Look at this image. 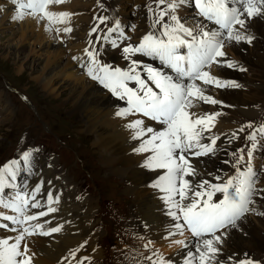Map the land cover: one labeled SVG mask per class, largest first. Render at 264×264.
Wrapping results in <instances>:
<instances>
[{
	"label": "snow or ice",
	"instance_id": "1",
	"mask_svg": "<svg viewBox=\"0 0 264 264\" xmlns=\"http://www.w3.org/2000/svg\"><path fill=\"white\" fill-rule=\"evenodd\" d=\"M14 8L13 20L23 19L25 15L39 18L46 17L51 23H56L57 18H64L69 15L66 12H52L49 5L63 3V0H10ZM157 10L148 7V11L157 16L152 27L161 24L159 35L154 31L146 33L138 44H128L123 47L125 59L131 55L140 53L144 56L153 57L167 68H170L176 75H168L163 68H155L152 65H143L146 79L141 77L137 66L141 64L138 60H132L128 69L111 67L101 64L96 59V53L85 49L89 62L83 67L85 74L94 81H98L113 96L127 101V107L118 110L117 117H125L130 114L141 113L153 121L164 125L161 131H154L150 127H142V120H132L126 127L134 131L133 139L150 134L143 140L140 147L135 149L137 152L151 150L152 155L146 161V166L150 168L166 169L160 182L153 187L161 188L167 195L165 200L169 205V215L175 220H183V223H176L174 228L181 235L185 227L191 232L193 237L202 238L198 241L196 252L198 253L199 264H210L218 255L219 244L223 242L225 232L217 234L218 230H227L229 227H237L240 221L249 211H255L249 207L255 201L254 196L264 192L256 186L257 173L252 166L253 153L257 149L256 143L258 131L264 137V124L259 129H254L247 139L253 141L252 146L247 149L248 163L244 170L236 168V175L228 176L221 183H210L207 180L194 184L190 179L196 176L195 167L191 164L188 156H203L212 154L215 151L217 136L209 137L210 143H202V133L210 131L216 122V118L221 113L199 114L195 108L200 102L219 104L210 95H206L207 89L202 88L196 81L203 85L217 88L240 87L235 81H222L205 70L213 65L236 67V62L228 59L224 51L225 43L231 41L251 42L253 37L246 32H241V28L246 27L248 20L257 16H264V0H155ZM239 3L240 7L234 6ZM191 4L195 9V15L203 17L209 22H213L218 29L205 30L201 23L194 26H187L176 14V9L181 5ZM166 5L165 8H159ZM167 16L171 21L163 22ZM101 20L108 19L101 17ZM239 26V28L235 26ZM116 27H119L117 21ZM134 27V26H133ZM96 29H92L95 31ZM115 28L108 31L113 32ZM65 32L71 31L69 28ZM123 37V32L120 33ZM105 40L108 36L105 35ZM113 48L117 47V42H111ZM187 49L182 52L181 49ZM74 60L78 59L73 57ZM245 70V69H241ZM187 81L185 82V79ZM135 81L136 87H129L128 82ZM155 86L153 87L149 85ZM158 90V91H157ZM246 127H253L251 123ZM243 127L239 131H243ZM232 138H237V133H232ZM39 149H29L24 151L19 159H12L0 165V193H4L6 188L14 187L10 183L15 180L23 161V167H32L33 153ZM243 153L244 149H237ZM232 155H235L233 153ZM244 160L243 154L236 158V165ZM217 179H222L217 177ZM37 185L33 189V194L39 191ZM221 193L222 198L213 200L215 194ZM53 194L48 193L49 202L52 201ZM34 200V195L31 197ZM59 197H56L58 201ZM30 197L17 191L14 197L6 198L0 196V207L12 209L17 215H5L0 212V218L12 221L22 230L14 238V242H9L13 238L0 239V264H32V256L28 243L21 244L26 237L34 235L48 236L51 233L61 231V226L52 227L47 231L43 230L40 223L30 224L36 221L38 216L44 217L48 213L56 212L57 209L49 206L47 212L40 211L36 214H27ZM31 208L40 207L39 201H34ZM264 215V213H260ZM48 223L45 221V224ZM8 228L7 224L0 225ZM12 231H17L13 228ZM210 234L211 238H203ZM171 235V233H170ZM177 244L184 241L177 240ZM202 243V247H200ZM82 248L83 245H80ZM79 248L70 252L75 257ZM190 256L193 254H189ZM79 264V261L77 262ZM162 264V262H161ZM191 264V261H189ZM217 264H220L217 261ZM238 264H260L259 261L246 258Z\"/></svg>",
	"mask_w": 264,
	"mask_h": 264
},
{
	"label": "bare ground",
	"instance_id": "2",
	"mask_svg": "<svg viewBox=\"0 0 264 264\" xmlns=\"http://www.w3.org/2000/svg\"><path fill=\"white\" fill-rule=\"evenodd\" d=\"M138 1L139 0L132 2L133 8L138 3ZM114 6H116L115 8H117L115 11V18H117L121 16L122 10L126 5H117V3H114ZM235 6L240 7L239 3H237ZM180 8L183 9L184 12H190L187 16H184L188 18L185 21V24L187 26H194L196 23H201L204 25L205 30L218 29V26L210 24L204 20H200L193 11L187 8V4L180 6ZM62 9L63 8H61V10ZM65 12L69 13V11ZM0 13H2V17L0 18L1 29L9 27V25L13 22H19L17 28L12 32L18 35V40L14 44L16 49H18L19 47H25V45H27L30 54H32L33 52H38L39 54L41 52L46 55V60L42 62L41 68L32 69L33 72L31 73L34 76L33 80L36 82L38 81L42 90L50 95V97L60 98L64 95L62 100L64 104H67V107L72 113L71 115H76L78 121H81L79 122L80 125L83 122V125H85L86 127L83 128V131L86 135L89 133L90 135H92V145L100 154L99 157H101L103 164L106 165L107 168H109L113 173L123 176L128 182L129 186L127 188V192L132 196L133 199L132 209L135 223L139 222L141 225V219H143V226L148 230L149 235L151 237H158V241L162 244H165L164 246H161V248H159V251L160 253L165 254L166 259L171 260L175 264H189V261H191V264H193L195 260V252L193 251L194 244L192 239L196 237H193L186 227L183 230L182 235L176 231L174 225L178 222L183 223V220L181 219L180 221H177L174 217L168 214L170 210H177L169 208V205L165 200L167 194L161 188L153 187L154 184L160 182V177L165 174L166 169L150 168L146 166V161L152 155L151 150L146 152L135 151V149L140 147L142 141L147 139L150 134L145 133L144 137L133 139L132 137L134 135V131L126 127V125L130 121L137 119L143 121L142 127H150L154 131H161L164 125L147 121L141 113L130 114L125 117H117L115 115L118 110L127 107V101L121 100V102L119 103L118 101L112 99L107 95L106 92L99 88V86L88 80L85 75H83L78 65L83 58L81 56V52L83 51V49H85V46H83V44L87 43L88 39L84 37L81 38L80 32H77V34H80L79 37H76L77 42H74L70 45L67 44V49H69L70 51V55L67 57V60L64 62V64L60 63V65H58L57 60L58 58L65 56V49L62 48L60 43L52 36L51 31L43 18L38 19L37 17L25 15L24 17L26 19L24 20H13L12 16L14 15V8L3 0H0ZM262 17L263 16H257L253 19L248 20L246 23V27L250 30L246 29L245 27L241 28L240 31L246 32L247 34L253 36L257 39L256 42L264 45V17ZM82 18L83 17L81 16L77 17V19L83 21ZM71 23L72 18L69 13L67 17L57 18V22L54 23V25L57 24L59 27H65L70 25ZM235 27L239 28L238 25ZM117 29L121 28L118 27ZM142 33L143 32L137 33V37L139 38L133 40L136 42V44H138L140 42V39L143 37V35L141 36ZM80 40H82L83 44H79ZM30 41H32L33 44L38 43L39 48L36 49L34 46L32 47V44L29 43ZM105 42L107 43L106 45L108 47L112 46V41H109L107 39L105 40ZM6 49H8V46H6L5 48H0V52L3 53ZM246 50H248L247 43L226 41L224 51L227 55L225 58L220 59H228L234 61L231 57L228 56V53L234 55L237 59H242ZM104 52L106 56L111 55L113 58L116 57L109 51ZM72 54H76L74 56L78 59L71 60L70 58ZM19 56L20 53H17L16 57L19 58ZM96 59L98 60L99 56H96ZM14 63L18 68H21L22 64L19 63L18 59H16ZM116 63H118L119 65L122 64L118 59L116 60ZM237 68L238 67H236V69ZM207 69H209L211 72L217 73L220 78H238L234 76L232 71L233 68L218 66ZM213 69L216 70L213 71ZM62 84L64 85L63 88H61ZM200 86L207 89L206 95H210L217 101L221 102L219 104L213 105H204L200 102L195 108V111L199 114L207 112L221 113L217 117L218 120L217 122H215V126L210 131L204 132L205 136H212L219 133L220 131H225L230 126L231 121H229V118L223 113L230 112L231 114L232 111H235V108H240V106H235L231 102V98L234 92H231L226 88L221 90L202 85ZM63 90H66L65 94L61 93ZM245 104L247 106L240 108L239 111L256 113V111L254 110L255 108L249 107L250 103L245 102ZM233 122L237 123L236 121ZM212 161L213 158L206 157H204L203 159L198 158L195 160H190L197 173H200L204 168H207ZM45 169H43V172L47 176L61 174L56 172L54 164L53 167H51V165L49 164L46 165ZM61 176V184L63 188L71 194V198L68 197V199L63 200V198H60L59 196L60 200L56 201L55 199L50 206L56 208L57 211L51 212L50 216L55 215L54 221L51 220V222L53 223L52 225L54 227L61 226V229H63L64 231L61 230L60 232L53 233L52 236L44 238H37V235H39L37 234L31 237H26L25 241L21 242L22 245L25 242L28 243L30 254H34L32 256V264H57L59 260L66 259L65 257L69 254V250L71 248H74L76 245L81 244L86 236H89V243L95 239L93 232L89 230L90 217L88 213H90V208L88 207V200H78L75 197V194H72V190L75 188V186L71 185V183L67 181L65 175L63 176L61 174ZM260 179L264 180V177L260 176ZM9 180L11 181V178H9ZM16 180L17 177L11 182V184L19 185ZM49 192H51L54 196L56 190L54 189V192L50 190ZM70 199H77V201H79L81 206L80 212L81 215H83V217L80 216L82 217L81 219L74 218V216L71 215L72 213L69 212L68 206L64 205L66 204L65 201L69 202ZM30 201L34 202V200L32 199ZM259 202L261 203L262 200H259ZM252 207L253 209H255V212L252 211L250 213V217L249 215H245V220L244 218H242L241 220L244 223L249 224L250 228H252L253 230L257 229L258 227H264V220L262 219V216L260 214L263 213L264 210L262 209L261 205H257L256 208L254 206ZM12 211V209L0 207V212L4 213L5 215H10ZM39 220L40 217L38 216L36 221H30L29 223H39ZM78 221L82 222V226H86L85 232L80 233V229L79 232H77V229L74 228L76 227L75 224ZM132 222H134V220H132ZM2 224L8 225V221L0 218V225ZM15 225L16 224L13 223L11 225L12 227H10V225H8V228L0 227V239L11 237L13 239L9 242H14V238L19 233V231H12L13 227L15 228ZM136 225L137 229L139 230V225ZM68 230L71 232H69ZM225 231L226 235L222 238L223 242L218 245L220 251L215 257V261H221L224 257L234 258V254H258L256 252L254 253L253 249H250L242 244V241H240L241 236L237 237V235H235V238H233L232 240V246L230 247L229 242H231L230 238L233 232V227H229L227 230H218L217 234ZM190 236H192V238ZM185 237H187V239L184 240ZM205 238H211V235H209L208 237L206 236ZM177 240H182L184 241V243L171 249V245H174L175 241ZM63 242L71 243L69 244V247L67 249L57 250ZM226 249H230L231 251L225 252ZM93 252L96 253L97 251L93 249ZM190 253L193 255L190 256ZM141 263L143 262H140V264Z\"/></svg>",
	"mask_w": 264,
	"mask_h": 264
},
{
	"label": "rangeland",
	"instance_id": "3",
	"mask_svg": "<svg viewBox=\"0 0 264 264\" xmlns=\"http://www.w3.org/2000/svg\"><path fill=\"white\" fill-rule=\"evenodd\" d=\"M135 1L137 0H112L109 1L106 5H104L103 0H67L66 2L61 4L49 5V10L52 12L55 11L56 13H59V12L69 11L70 8L72 10L73 16L76 17L77 15H81V17H83L82 18L83 21L87 19L90 23L84 25L83 32L87 28L96 29L100 31L101 36L99 38V43L96 46L95 50L97 52H100L99 55L100 57H102L103 59H108L105 52H102V44L104 43L105 45L107 44L104 39V32H105L104 30H106L107 27L113 24L112 23L113 20L106 19V22L102 23L100 19L101 17H107L105 14L107 5L108 8L111 9L109 10L110 13L109 16L111 18H114V21L116 22L117 20H115V16H116L115 11L117 8H115L116 6H114V3H117V5L118 4L126 5L125 8L122 10L120 16L121 21L119 20L118 21L120 28L124 25H128L127 27H125V30L126 31L131 30L130 31L131 36H133L135 32L140 31L141 28L145 26L146 27L152 26L153 22L157 19V16L154 14L155 10H157V4L155 0H139L138 3L133 8L132 2ZM149 6H151L152 9L154 10L153 13H150L148 11ZM165 7L166 5L159 6V8H165ZM61 8L63 9L61 10ZM178 12H179L178 16L185 23V21L188 18L184 16H187L190 12L189 11L184 12L183 9H176V13ZM1 17H2V13H0V18ZM24 19L26 18L24 17L22 20ZM96 19H100L99 26H96L97 25L95 21ZM168 20H169L168 17L165 16L164 21H162V23L168 22ZM134 23L136 24V27ZM169 23H171V21ZM18 25L19 22L17 23L13 22L7 28H2V29L0 28V48H5L6 46H8V49H6L5 52L3 53L0 52V86H1L0 113H4L3 115L0 116V161L4 159V157H6L5 155H7V153L8 155L11 154L14 151V149L17 147V145L20 143L21 140H18L20 134L21 137H23V134L25 135L26 144H31V143L38 144L39 148H42V150L45 153H47V149L45 148L46 144L44 146L41 137L45 139H50V140H46L48 144L52 145L54 143L55 145H57L55 141L60 142L61 138H56L55 135L63 136V142H65L66 146L70 150V152H68L70 158L69 159L64 158L63 155H61V157L64 158L65 165H69L72 171L70 169L64 168L66 174L70 177V179L65 175V173H62V175L63 176L65 175L67 181H69L71 185L75 186V188L72 190V194L76 193L77 186L79 185V183H82L80 185V188H85L86 195L83 200H88V207L90 208V213H88L89 217L91 218L93 213V218L95 219L94 223L90 222V226H89V230L93 232L94 238H97L100 234L97 230L102 232V234L104 233V226L99 221V212L96 216L95 213L97 212V210L95 213L92 212V209L96 207L95 200L96 199L99 200L97 194L98 191L96 190V188H98L99 186L103 196H106L110 199L114 198L118 202L119 208L115 206V203L112 204L109 203L110 205L108 206V209L112 210V212H116L117 210H122L126 213V215L128 214L126 225L132 228L135 226V232H136L137 229L136 224L139 225V222L135 223V219L133 218V209H132L133 199L132 196L127 192V188L129 186L128 182L125 180L123 176L113 173L109 168H107L106 165L103 164L101 157H99L100 154L92 145L91 142V140H93V138L91 139L92 135H90V133L86 135L85 132L83 131L84 130L83 128H86L85 125H83V122L80 125L79 122L81 121H78L76 115L75 116L71 115L72 113L67 107V104H64L62 100L64 95L60 98L50 97V95H48L44 90H42V88L39 85V82L33 80L34 76L31 73L33 72L32 69L33 68L40 69L42 66V62L46 60V55L41 52L39 54L38 52H33L32 54H30L27 45H25V47H19L18 49H16L14 44L18 40V35L12 32L17 28ZM160 28H161V24H157L156 29L159 30ZM246 29L249 28L246 27ZM146 33L147 32H143L141 36L142 35L144 36ZM79 35L80 34L78 33L76 37H79ZM138 38L139 37H137V33H136L134 35L133 40ZM253 39L250 43L249 42L247 43L248 50L244 52L243 58L242 59L238 58L240 61L234 55L228 53V56L231 57L236 62V67L243 66L242 69H245V70H241L240 68L236 69V67H233L232 69L233 74L238 78L233 79L232 77H230V79L228 80L235 81L240 85V87L226 88L229 89L231 92L235 93V94L233 93L231 102L235 106H240V108L246 105L245 102L254 104L256 103V101L264 100V47H263L264 45L263 44L261 45L258 42H256L257 41L256 38L253 37ZM91 42L92 40L90 39L87 44H90ZM29 43L32 44L31 45L32 47L34 46L36 49L39 48L38 43L33 44L32 41H30ZM128 44H133L131 38H127V37L122 38L119 36V39L117 41V47L113 48L112 46H110L109 48L104 49V51H108L109 49L111 50V52L119 56V58L122 61H125L126 63H131V61L135 59V56L131 55L129 59H125L123 53V47H125ZM66 46H68L67 43ZM17 53H20L19 58L16 57ZM74 55L76 54H72L71 57H73ZM15 57L16 59H18L19 63L22 64L21 68H18L17 65L14 63V61L16 60ZM67 57L68 56L65 53V56L58 58L57 64L58 65H60V63L64 64V62L67 60ZM7 81H9L11 85H14L15 89L24 92L29 98L32 99L33 103L35 104V107L38 110V114L40 116L39 118L35 113V110H31V108L26 106L24 103H21V101H19L17 98L14 97L13 95L14 93L12 92V90H10L11 89L10 87L12 86L8 85ZM63 86L64 85L62 84L61 88H63ZM5 87L7 88V90L5 89ZM223 89L224 88H222L221 90ZM102 90H104V92H106L108 96L112 95L104 87ZM61 93L65 94L66 90H63ZM240 108H235L236 112L232 111L231 114L230 112L223 114H225L229 118V121L232 122L233 121L238 122V120H242V119L244 120L245 118H249L251 115L255 114V113H249L247 111H239ZM254 110L256 111V109ZM41 120L43 121V123L41 122ZM45 126L49 127L50 132H46L48 131V128ZM50 145H48L49 148H51ZM262 148L263 149L261 151V154L257 156V162H255L256 163L255 168L260 169L262 167V170L258 171V176L264 177V145L262 146ZM5 151L7 152L4 153ZM204 156L205 155H203V157ZM215 159L217 160V158ZM52 163L54 164L55 167L56 161H52ZM210 164L208 165V167L210 166ZM38 168H39L38 165H35V169L37 170ZM31 169L32 168H30L29 171H31ZM88 170L92 174L93 177L92 180L95 184L94 185L90 181L92 188L96 190V192H93L92 188L90 190V193L93 195L95 200L92 199L91 195L88 194V190H87L88 187H90V185L87 183L88 181L85 179V178L88 179V177L85 174L86 171L88 172ZM56 172L61 173V171L59 170H56ZM82 179H85L87 182L82 181ZM34 180H35V174H30L29 182L32 183ZM12 181L13 180H11L10 183ZM16 181L19 185L21 184L19 178H17ZM73 181L79 183H74ZM55 190L56 192L54 193L55 195L53 196V201L56 199V197L59 196L60 198L62 197L61 195H58L57 189ZM63 190L65 191V196L62 197L63 200L68 199V197L71 198V194L66 189L63 188ZM51 191L54 192V189H51ZM60 198L58 200H60ZM261 200L262 202L261 203L258 202L257 205L258 206L261 205L262 209H264V196L263 199ZM65 202L66 204L64 205L68 206L69 208L68 210L69 212L72 213L70 214L73 215L74 218L81 219L83 217V215H81L80 212L81 206L79 201H77V199H70L69 202L67 201ZM13 213L15 212L12 211L10 214ZM261 216L262 219L264 220V216L263 215ZM54 217L55 215L50 216V219L54 221ZM243 218L245 220V216ZM132 220H134V222H132ZM141 220L143 221V219ZM81 224L82 222L78 221L75 224L76 227L74 228L80 229V233H83L86 231V226L83 225L84 226L83 227ZM123 224L124 221L121 222L120 226H123ZM93 227L96 229H93ZM209 235L210 234H206L203 238H205L206 236L208 237ZM235 235H237V237L241 236L240 238L241 240L240 239L239 240L242 241V244L250 249H253L254 253L255 252L261 253L264 251V227H258L257 229L253 230L252 228H250L249 224L244 223L242 220H240L237 222V227L233 228V232L230 238L231 242H229L230 247L232 246V240L233 238H235ZM129 237L134 238L133 235H130ZM185 239H187V237H185L184 240ZM92 242L89 243V246H91ZM130 242L132 244H129ZM130 242H123L121 240H117L114 242V244H112V248L110 251L111 254L115 252L123 253L117 264H130V262L132 264L133 259L136 258V256H138L139 254L142 255L143 254L142 252L144 251H148L147 249L145 250V248H141L139 245H136L133 240H130ZM63 243H61L60 247L57 250L67 249L71 242H63ZM177 246H180V244L171 245V249ZM93 249L95 248L93 247ZM71 250L73 251V248H71L69 251L71 252ZM159 250L160 249L157 248L156 251L160 252ZM96 251H97L96 253L98 254L99 251L98 250ZM230 251H231L230 249L225 250V252H230ZM70 252L65 258L70 256ZM88 252L89 249L82 248L80 253L79 252L76 253L75 258L66 260L65 262H59L58 264H77L78 261L79 264H99L98 262L99 258L91 257L88 254ZM129 254H131L132 257ZM243 255L246 256V254H234L233 257L237 258V256L241 257Z\"/></svg>",
	"mask_w": 264,
	"mask_h": 264
}]
</instances>
